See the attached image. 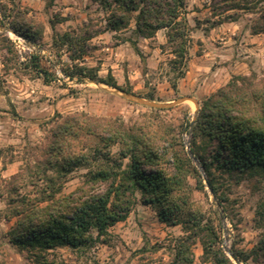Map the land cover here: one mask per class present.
Listing matches in <instances>:
<instances>
[{"label": "rangeland", "instance_id": "rangeland-1", "mask_svg": "<svg viewBox=\"0 0 264 264\" xmlns=\"http://www.w3.org/2000/svg\"><path fill=\"white\" fill-rule=\"evenodd\" d=\"M184 2L190 33L186 60L179 66L173 64L165 30L151 39L138 38L131 21L125 30L105 31L106 12L91 0H0V264H168L167 245L183 235L182 227L161 223L141 204L138 193L127 218L91 247L41 253L13 245L8 233L17 218L9 213L6 185L25 158L40 156L59 116L85 113L118 118L134 128L172 127L187 153L189 127L205 97L234 76L264 81V34L252 35L249 29L256 10H231L219 0ZM16 11L42 27L39 40H26L8 28ZM128 40L135 42L137 51ZM32 57L38 73L30 68ZM122 93L170 107H148ZM180 99L186 100L174 104ZM83 174L79 169L68 176L61 193L78 187ZM188 183L193 208L203 223L213 225L222 250L244 253L245 264H263L262 253L255 259L252 250L264 238V222L257 214L264 204V177L223 182V202L215 196L220 208L206 186L201 189L193 178ZM24 193L28 199L35 195L32 188L22 189L20 195ZM192 252L194 264H211L202 259L200 244Z\"/></svg>", "mask_w": 264, "mask_h": 264}, {"label": "trees", "instance_id": "trees-1", "mask_svg": "<svg viewBox=\"0 0 264 264\" xmlns=\"http://www.w3.org/2000/svg\"><path fill=\"white\" fill-rule=\"evenodd\" d=\"M91 1L106 12L105 31L125 30L131 21L138 38L151 39L157 31L165 30L173 64L183 66L190 33L183 16L184 0ZM219 1L231 10H256L250 33L264 34V0ZM11 18L8 28L16 35L32 42L41 38V26L32 18L20 11ZM128 41L137 51L135 42ZM30 68L39 71L34 57ZM58 119L39 150L40 156L25 158L23 167L6 185L9 213L17 218L8 233L13 245L41 253L59 247H91L108 235L109 228L127 218L138 193L141 204L149 206L161 223L182 227L183 235L167 245L168 264H194L192 247L197 243L203 260L234 264L220 247L213 225L203 223L193 208L188 179L193 178L201 189L205 181L221 203V189L227 186L223 182L237 184L247 177H264V81L234 76L201 101L189 127V150L201 171L172 127L134 128L118 118L85 113ZM113 147H117L115 154ZM79 169L84 170L80 185L62 194L68 176ZM29 188L35 192L33 199H28L29 194L20 195L22 189ZM259 210L264 222V204ZM230 251L245 264L244 253ZM259 253L264 264V238L252 250L253 258Z\"/></svg>", "mask_w": 264, "mask_h": 264}, {"label": "water", "instance_id": "water-1", "mask_svg": "<svg viewBox=\"0 0 264 264\" xmlns=\"http://www.w3.org/2000/svg\"><path fill=\"white\" fill-rule=\"evenodd\" d=\"M122 95L128 99H131V100H134L136 102H138L139 104H142V105H145V106H148V107H152V108H166V107H170V105H159V104H156V103H153V102H149V101H145L143 99H141L140 97H137V96H133V95H130V94H127V93H122ZM186 99H180L179 101L175 102L174 104H179V103H182L183 101H185ZM187 100H191V99H187ZM195 105H197V103L193 100H191ZM173 105V104H171ZM194 121V119H193ZM187 155L188 157L190 158V160L194 163V165L200 169L201 171V168H200V164L199 162L197 161V159L192 155V153L190 151H187ZM202 173V172H201ZM205 183V186L207 187L209 193L211 194L216 206L218 208H220V205L218 204L217 200H216V197L215 195L213 194V192L209 189L207 183L204 181ZM224 251L226 252V254L230 257V259L234 262V264H240V262L238 260H236L232 254H231V251L229 248H225Z\"/></svg>", "mask_w": 264, "mask_h": 264}, {"label": "bare ground", "instance_id": "bare-ground-1", "mask_svg": "<svg viewBox=\"0 0 264 264\" xmlns=\"http://www.w3.org/2000/svg\"><path fill=\"white\" fill-rule=\"evenodd\" d=\"M11 36L15 37L14 35L10 34ZM16 38V37H15Z\"/></svg>", "mask_w": 264, "mask_h": 264}]
</instances>
